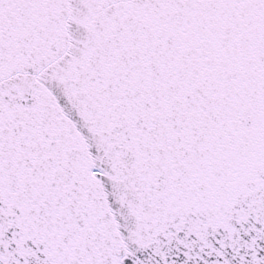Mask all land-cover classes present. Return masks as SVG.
Here are the masks:
<instances>
[{
	"label": "snow or ice",
	"instance_id": "snow-or-ice-1",
	"mask_svg": "<svg viewBox=\"0 0 264 264\" xmlns=\"http://www.w3.org/2000/svg\"><path fill=\"white\" fill-rule=\"evenodd\" d=\"M0 264H264V0H0Z\"/></svg>",
	"mask_w": 264,
	"mask_h": 264
}]
</instances>
